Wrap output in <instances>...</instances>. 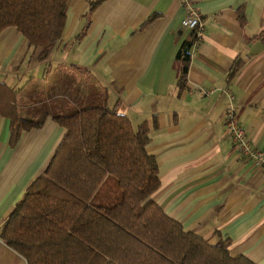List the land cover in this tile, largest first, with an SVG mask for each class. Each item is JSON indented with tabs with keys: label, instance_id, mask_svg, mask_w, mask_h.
<instances>
[{
	"label": "crops",
	"instance_id": "1",
	"mask_svg": "<svg viewBox=\"0 0 264 264\" xmlns=\"http://www.w3.org/2000/svg\"><path fill=\"white\" fill-rule=\"evenodd\" d=\"M96 1L68 0L61 40L45 61L15 28L3 30L0 82L20 88L15 100L27 112L23 93L62 72L93 80L134 128L147 125L160 181L152 197L164 212L212 245L228 240L230 255L264 264V171L237 153L225 126L228 90L248 139L264 150V44L255 38L264 0H191L204 29L189 48L183 88L176 55L191 31L177 1L101 0L90 9ZM63 134L48 116L11 146L0 115V227ZM0 264L27 263L0 239Z\"/></svg>",
	"mask_w": 264,
	"mask_h": 264
},
{
	"label": "trees",
	"instance_id": "2",
	"mask_svg": "<svg viewBox=\"0 0 264 264\" xmlns=\"http://www.w3.org/2000/svg\"><path fill=\"white\" fill-rule=\"evenodd\" d=\"M67 2L0 0V33L15 28L45 61L61 40ZM194 37L191 32L176 55L180 88ZM255 38L264 44V26ZM19 89L0 82V115L9 118L11 146L48 116L64 129L0 227V239L27 264H255L230 255L226 239L212 245L186 231L153 200L160 181L147 151L148 127L134 128L118 104L109 106L104 88L62 72L48 87L23 93L27 112L16 103Z\"/></svg>",
	"mask_w": 264,
	"mask_h": 264
},
{
	"label": "built area",
	"instance_id": "3",
	"mask_svg": "<svg viewBox=\"0 0 264 264\" xmlns=\"http://www.w3.org/2000/svg\"><path fill=\"white\" fill-rule=\"evenodd\" d=\"M184 10L181 26L195 33L193 47H197L204 29V21L201 18L191 0H176ZM229 97V103L225 108V126L230 140L237 153L250 162L253 168L264 171V150L256 148L248 139L245 129L240 125L233 106L234 97L230 91L225 90Z\"/></svg>",
	"mask_w": 264,
	"mask_h": 264
},
{
	"label": "rangeland",
	"instance_id": "4",
	"mask_svg": "<svg viewBox=\"0 0 264 264\" xmlns=\"http://www.w3.org/2000/svg\"><path fill=\"white\" fill-rule=\"evenodd\" d=\"M114 189H115V187L112 188V190H114ZM109 193H110V192H109Z\"/></svg>",
	"mask_w": 264,
	"mask_h": 264
}]
</instances>
